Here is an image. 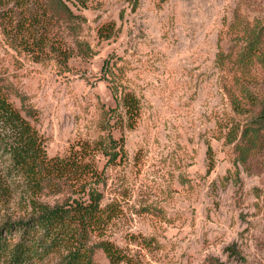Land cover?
Returning a JSON list of instances; mask_svg holds the SVG:
<instances>
[{"label": "rangeland", "instance_id": "374dc122", "mask_svg": "<svg viewBox=\"0 0 264 264\" xmlns=\"http://www.w3.org/2000/svg\"><path fill=\"white\" fill-rule=\"evenodd\" d=\"M47 1L0 4V85L32 109L50 157L109 130L124 141L115 161L88 157L111 211L89 241L95 263L110 264L97 245L107 239L120 264H264V0L67 1L75 29ZM124 91L138 103L134 127L107 123ZM6 160L0 227L35 214ZM61 186L40 201L75 195Z\"/></svg>", "mask_w": 264, "mask_h": 264}, {"label": "trees", "instance_id": "16d2710c", "mask_svg": "<svg viewBox=\"0 0 264 264\" xmlns=\"http://www.w3.org/2000/svg\"><path fill=\"white\" fill-rule=\"evenodd\" d=\"M6 1L10 0H0V4ZM25 1L15 0L18 7ZM67 1L83 8L88 3V0H48L46 5L52 16L62 14L70 28L75 29L74 23L81 16ZM127 1L132 2L135 9L139 4V0ZM22 27L27 29L24 24ZM119 93L118 100L125 110L119 112V106L109 108L107 123L115 119V126L134 127L138 115L136 97L128 91ZM29 116L32 109L16 107L0 85V152L7 159V174L16 175L17 181L26 184L35 207V214L27 221L6 222L0 227V264H43L55 254L60 257L58 264H96V246L89 241L92 233L101 235L103 227L111 220V211L102 206L103 193L98 188L102 173L88 157L94 160L96 153L101 152L108 161H115L124 149V141L115 138L109 130L91 143L82 142L77 149L72 148L69 155L50 157ZM262 116L259 123L263 124L264 114ZM245 132L250 134L248 127ZM3 180H0V192L7 194L8 186ZM61 185L69 187L75 195L54 205L40 201L46 189L58 193L62 191ZM97 245L110 264H120L126 259L110 240H101Z\"/></svg>", "mask_w": 264, "mask_h": 264}]
</instances>
